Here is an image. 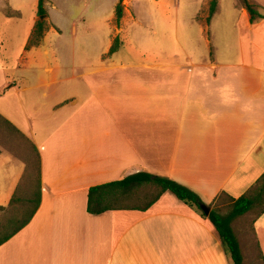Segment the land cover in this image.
<instances>
[{"label":"crops","instance_id":"crops-1","mask_svg":"<svg viewBox=\"0 0 264 264\" xmlns=\"http://www.w3.org/2000/svg\"><path fill=\"white\" fill-rule=\"evenodd\" d=\"M249 17L238 62L208 51L136 64L105 51L88 70L49 67L40 82H13L22 125L0 114L38 151L40 204L0 245V264H232L207 215L168 192L144 211L86 207L90 186L140 171L189 187L210 210L222 192L238 198L255 184L264 173V18ZM21 175L0 179V206ZM232 227L244 264H264V210Z\"/></svg>","mask_w":264,"mask_h":264},{"label":"rangeland","instance_id":"rangeland-1","mask_svg":"<svg viewBox=\"0 0 264 264\" xmlns=\"http://www.w3.org/2000/svg\"><path fill=\"white\" fill-rule=\"evenodd\" d=\"M117 1L44 0L47 18L39 20L38 0H0L1 113L15 115L22 125L23 114L17 107V98L10 92L13 82H40L48 76L49 67L66 70L95 67L97 62H102L101 52L107 53L112 44L111 34H118L120 39L113 58L136 64L183 63L185 53L196 61L208 51L219 55L221 60L238 62L241 50L248 47V13L244 11L242 0H219L209 24L206 23L209 0H123V14L116 24ZM248 1L264 13V0ZM38 21L44 25L42 41L26 49ZM105 57L110 56L102 59ZM0 146L6 151L0 157V179L4 176L7 182H12L16 180L15 175L22 174L14 195L17 200L0 210L2 234L9 217L22 218V210L29 206L25 200L33 197L39 177L34 151L25 139L18 135L10 139L6 136L0 138ZM156 192L155 187L142 188L139 191L141 204ZM168 194L178 201L172 193ZM214 208L226 213L229 210L227 198L219 197ZM9 228L11 226L6 230Z\"/></svg>","mask_w":264,"mask_h":264},{"label":"trees","instance_id":"trees-1","mask_svg":"<svg viewBox=\"0 0 264 264\" xmlns=\"http://www.w3.org/2000/svg\"><path fill=\"white\" fill-rule=\"evenodd\" d=\"M43 1L38 0L37 13L42 15L45 13L43 8ZM123 0H118L115 5V22L119 23V20L123 14ZM219 0H209L208 3V15L206 17V23L209 24L212 16L217 10ZM242 4L246 12L249 14L250 21L256 18H262L263 15L251 4L248 0H242ZM44 32V25L38 21L31 36L27 42L26 49L39 45L42 41ZM120 40L115 37L107 54L111 55L119 48ZM12 135L21 136L26 140L24 134L19 131L7 118L0 114V138L10 137ZM30 145V144H29ZM34 151L36 157V165L38 168L40 158L35 146L30 145ZM37 183L36 191L33 197L27 198L25 201L29 204L21 212V219L17 216L8 218L7 223L3 226L2 234L0 233V245L6 242L13 234L23 228L33 217L34 213L38 209L40 204V183ZM155 187L157 188L156 194L144 204H141L139 191L142 188ZM164 192L172 193L178 200L188 205L189 207L200 208L203 204L200 197L191 190L189 187L177 182L176 180L166 177L155 175L149 172H136L129 174L121 179L108 181L101 184H96L88 188L87 193V212L93 215L101 214L108 210H147L153 205ZM16 190L11 197L9 204L15 203ZM224 196L228 200L229 210L226 213H220L217 209L210 210L207 218L212 223L216 234L222 241L223 245L229 251L232 264H244L243 255L241 252L240 244L236 233L232 227V221L234 218L243 215L244 213L252 209L264 210V173L257 179L255 184L250 187L244 194L238 198H233L222 192L219 197ZM20 201V199H19ZM3 206H0V210ZM206 216L205 214H203ZM11 226L8 230L7 227ZM13 226V227H12Z\"/></svg>","mask_w":264,"mask_h":264},{"label":"water","instance_id":"water-1","mask_svg":"<svg viewBox=\"0 0 264 264\" xmlns=\"http://www.w3.org/2000/svg\"><path fill=\"white\" fill-rule=\"evenodd\" d=\"M45 18H47V15H46V14H42V15H39V16H38V19H39V20H43V19H45ZM200 208H201V210H202L206 215L209 214V212H210V208H209L208 206H206V205H200Z\"/></svg>","mask_w":264,"mask_h":264}]
</instances>
